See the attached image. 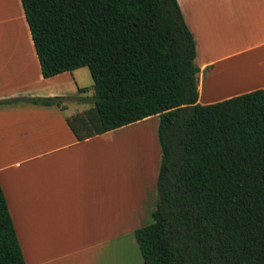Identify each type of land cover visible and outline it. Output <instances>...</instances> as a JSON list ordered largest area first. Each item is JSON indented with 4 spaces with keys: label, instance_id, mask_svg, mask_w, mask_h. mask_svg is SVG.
Returning a JSON list of instances; mask_svg holds the SVG:
<instances>
[{
    "label": "trees",
    "instance_id": "obj_1",
    "mask_svg": "<svg viewBox=\"0 0 264 264\" xmlns=\"http://www.w3.org/2000/svg\"><path fill=\"white\" fill-rule=\"evenodd\" d=\"M20 1L43 78L89 70L93 105L66 118L78 141L159 118L153 223L134 232L143 264H264V92L198 103L177 0ZM0 264H25L1 186Z\"/></svg>",
    "mask_w": 264,
    "mask_h": 264
},
{
    "label": "crops",
    "instance_id": "obj_2",
    "mask_svg": "<svg viewBox=\"0 0 264 264\" xmlns=\"http://www.w3.org/2000/svg\"><path fill=\"white\" fill-rule=\"evenodd\" d=\"M177 3L196 42L198 103L264 92V0ZM80 70L43 78L21 1L0 0V186L20 249L25 264H143L134 232L153 223L159 118L78 141L66 118L93 105Z\"/></svg>",
    "mask_w": 264,
    "mask_h": 264
},
{
    "label": "rangeland",
    "instance_id": "obj_3",
    "mask_svg": "<svg viewBox=\"0 0 264 264\" xmlns=\"http://www.w3.org/2000/svg\"><path fill=\"white\" fill-rule=\"evenodd\" d=\"M11 7H12V3L10 2V5H9V8H10V10H11ZM10 14H11V11H10ZM12 25V24H11ZM13 26V25H12ZM19 28H20V26H19ZM16 32V31H15ZM20 33H21V28H20V31H19ZM18 32V33H19ZM19 33V34H20ZM17 34V33H16ZM22 34V33H21ZM80 71H84L85 73H86V77H87V81L84 83V81L82 82V81H79V82H82V84H86L87 83V86H91L92 85V79H91V76H90V73H89V70L86 68V67H83V68H81V70ZM86 86V85H85ZM89 95V94H88ZM91 95H93V90H91ZM91 102H93V99L91 98ZM72 110V109H71ZM71 110H69V112H71ZM75 110L76 111H79V110H81V107L80 106H77L76 108H75ZM157 121H158V119H157ZM157 125H158V123H157ZM151 128H153V126L154 125H152V124H150L149 125ZM157 128V127H156ZM121 148V147H120ZM124 149L125 150H127V152H129V154H131L130 152L132 151L134 154H135V156H136V151H141V146L138 144V141L136 140V141H133V140H130V141H126V144L124 145ZM133 149V150H132ZM160 165V164H159Z\"/></svg>",
    "mask_w": 264,
    "mask_h": 264
}]
</instances>
